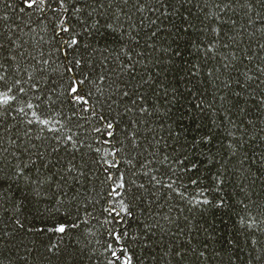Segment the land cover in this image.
Segmentation results:
<instances>
[{
    "label": "trees",
    "instance_id": "obj_1",
    "mask_svg": "<svg viewBox=\"0 0 264 264\" xmlns=\"http://www.w3.org/2000/svg\"><path fill=\"white\" fill-rule=\"evenodd\" d=\"M217 2L177 0L179 10L169 18L159 0H105L109 7L93 16L85 15L93 12L91 0H73L82 12L67 23L74 34L84 32L81 20L90 30L77 37L79 50L66 53L67 34L57 31L68 13L57 10V0L31 13L19 11L23 0H0V15L9 17L0 21V64L21 80L31 75L28 86L39 89L33 98L44 103L51 96L45 106L64 125L63 133H48L13 119L15 113L0 117V264H107L112 235L125 233L120 246L134 264H264V233L246 235L241 224L242 201L264 206V0H235L234 10L221 18L227 23L212 18ZM188 22L195 26L184 31ZM132 25L139 44L126 34ZM213 27L224 39L214 37ZM210 41L217 44L215 54L206 52ZM77 58L85 68L75 67ZM69 66L78 78L90 74L83 87L89 112L70 102ZM100 78L104 84L97 86ZM142 108L148 111L141 114ZM105 121L116 124L110 145L94 131ZM69 130L83 145L79 151L57 143ZM209 136L211 143H203ZM109 147L123 149L119 169L106 167ZM185 155L189 166L196 161L197 172L179 165ZM169 165L178 169L173 178L190 199L200 189H214L210 178L218 172L224 183L209 191L211 204L193 208L152 181V175H172ZM18 169L24 172L19 180ZM119 174L127 185L120 199L128 216L116 215L119 201L109 196L114 184L106 177ZM60 223L69 229L64 234L51 230Z\"/></svg>",
    "mask_w": 264,
    "mask_h": 264
},
{
    "label": "snow or ice",
    "instance_id": "obj_2",
    "mask_svg": "<svg viewBox=\"0 0 264 264\" xmlns=\"http://www.w3.org/2000/svg\"><path fill=\"white\" fill-rule=\"evenodd\" d=\"M50 2V0H23V3L20 6L19 11L24 12L25 10H29V12H35L39 10L40 12H43L46 10V5ZM125 3H127V0H124ZM193 0H179L180 4H189L192 3ZM235 0H218V2L215 4L216 13L212 16V18L215 20L216 23H227L226 21H223L221 18L229 14L231 11H233V3ZM69 3H72L71 10L69 9L68 3L65 2V0H57V10H63L65 13H68L63 19L59 22V29L61 31H57V35L60 36L62 33L67 34V39L63 41L65 46V52L67 53V49L71 48L74 50H79L81 47L82 40L78 39L77 37H82L84 35H87L90 28L86 21L81 20L80 22L85 25L84 32L78 33L76 32L74 34V29L71 24L67 23L68 19L71 18V15L73 13L77 14V18L79 19V14L82 12V9L79 7H76L73 3V0H69ZM142 3V0H141ZM159 4L161 6V11L163 12V15L166 17H171L173 15L174 11L178 12V5L177 0H168V3H165V0H159ZM169 5H171V9H169ZM243 2H241V7H243ZM9 8L12 7L11 4L8 5ZM90 7H92L93 12L85 13L87 16H93V13L99 14V12L104 11L107 7H109L108 4L105 3V0H91ZM145 9L143 7H139L138 11L143 12ZM153 12L156 11V8L152 9ZM249 12L252 15H255V12L250 8ZM119 18V17H117ZM185 21L188 20V18L182 17ZM9 17L7 15H0V21H7ZM130 19V17H129ZM251 19V16L249 17ZM264 22V21H261ZM98 21L93 20V26H98ZM153 24L156 23L155 20L152 21ZM232 27H236V22L233 19L231 21ZM191 22H188L186 26L183 28L184 31H188L190 27H194ZM107 27L109 30H112V25L108 24ZM136 26L132 25L129 29V31L126 33L130 38L131 42L134 44H139V40L136 38L135 35H133V32H135ZM214 37L217 39H224V34L220 31L219 28L213 27L211 29ZM152 36L156 35V32L153 31L151 33ZM224 48H229L230 44L225 42L223 44ZM87 47V45H85ZM262 48H264V45H261ZM217 48V44L213 42H209V45L206 46V52L215 54ZM124 54L127 57L129 61H131L133 58L131 55L128 54V49L125 46L124 47ZM137 55H141L142 53H138ZM236 57L235 54L231 56V60L235 61ZM138 62V61H137ZM224 66L227 68V58H224ZM75 67L76 68H85L86 65L81 63V59L77 58L75 60ZM130 71V69H128ZM261 72H264V68L260 69ZM67 72L70 74V80L71 83L69 85L68 93L67 95L70 98V102L73 104H81L84 105L81 110L83 112H89L90 108L89 100L87 99V94L83 93V87L85 85L86 81H90V74L85 73L83 75V78H78L77 75L74 72L73 67L69 66L67 68ZM192 75H196L195 72L192 73ZM211 75V73H209ZM251 79V77H249ZM32 80V76L28 75L25 79L21 80L20 78L13 77L12 74L8 71L7 68H5L2 64H0V117L8 114L11 115L12 113H15L16 115L13 117V119H16V117H20L25 124L29 126H38L41 129L46 130L48 133H63L64 131V125L61 123V121L57 118V115H53L51 112L48 111L45 104L47 102H50L52 100L51 96L47 97V101L44 103H41V98L39 96H36L33 98L32 93H38L39 89L35 86L29 87V82ZM147 83V81H145ZM261 83H264V81H261ZM104 84V79L100 78L97 82V86ZM103 91V89H101ZM129 93L127 91H124L122 93V96L127 97ZM261 103H264L262 101ZM197 107H200V105H197ZM131 111V109H129ZM148 110L146 108L141 109V114L147 112ZM59 125V126H57ZM116 128V124L112 121H105L104 127L96 128L94 131L97 133H101L104 135V140L99 141L100 143L110 145L111 141L114 137V130ZM11 131V129H9ZM76 136L75 132H72L69 130V132L65 135L61 136L60 140H57V143H60L63 141V143L67 145H71L72 149L75 151H79L83 145L77 146L76 141L74 137ZM132 140L133 147H136V140L135 137H130ZM199 143V142H198ZM203 143L209 144L211 143V137L209 136L207 140H204ZM231 147V145H230ZM123 151L121 148H117L115 151H112L110 147L106 149L105 156L112 157V160L110 162L106 161V167L108 169H119L120 168V161L117 159V154L119 152ZM187 156L185 155L184 158H181L179 160V165L183 166L185 172H191L195 173L197 172V163L195 160L191 161V166H189L186 163ZM167 161V157L165 158V161ZM151 161H149V164ZM27 167V165H25ZM171 168V166L169 165ZM69 171H73V169H69ZM172 175L168 176H156L152 175L151 179L157 186H163L164 188L173 191L175 195L182 200H187L191 207L193 208H199L201 206H206L212 203L210 199H208L209 191H219L221 189V186L223 185L224 181L220 176V173L218 172L215 177H211L214 181L215 188L213 189L211 186H209L208 190L200 189L199 191H196L191 199L180 185L177 184V179L173 178L174 176L178 175V169L177 168H171ZM17 180L24 177V172L20 169H18L15 173ZM145 175H148L147 172H145ZM110 183H113L114 186L110 188L109 196L117 199L119 201V208L120 211L116 213V215H119L120 212H123L125 216H128L127 212V206L124 204V201L120 199L125 195V192L127 191V185L124 182L125 178L123 174H119L118 177L113 175H108L106 177ZM38 182V181H37ZM199 181L193 177L191 180V186L195 188ZM184 187H188V182H183ZM143 187V185H141ZM180 189V190H177ZM224 205L222 203L217 204L216 207H223ZM241 206L243 208V211L245 215L241 218V224L242 226L247 230V234H251L252 236H255L257 233H264V206H258L255 203L248 204L241 202ZM111 214V213H110ZM245 220H247V223H245ZM17 225L19 227H23V224H21L19 221H17ZM78 225L72 224L71 227H77ZM41 231H44V229H40ZM55 233L64 234L69 229L66 227L63 223H60L58 225H54L51 229ZM123 238H126V233L121 234H114L112 235L111 239L114 240L116 243L115 245L112 243H109L106 248L105 255L108 256V262L107 264H134L133 257L128 254V251L125 247L120 246L121 241ZM253 246L256 244L255 239H251L249 241ZM51 251V249H49ZM201 258L205 257V253L201 251L199 253Z\"/></svg>",
    "mask_w": 264,
    "mask_h": 264
}]
</instances>
